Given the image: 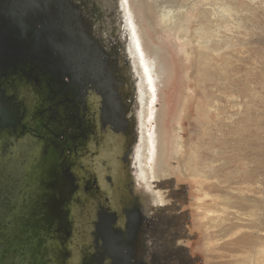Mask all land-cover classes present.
Here are the masks:
<instances>
[{"label":"flooded vegetation","instance_id":"af4514ba","mask_svg":"<svg viewBox=\"0 0 264 264\" xmlns=\"http://www.w3.org/2000/svg\"><path fill=\"white\" fill-rule=\"evenodd\" d=\"M29 3L38 9L36 20L23 19L26 36L0 13V107L8 113L6 120L0 118V141L8 135L15 138L0 168L3 181L11 182L25 166L30 187V202L22 211L25 231L17 233L16 226L8 224L3 238L10 247L15 240L20 246L19 238L25 240L17 249L24 261L34 243L33 228L69 237L65 215L72 214L73 206L65 207L76 195L83 203L79 215L89 220L84 226L78 223L80 236L93 237L99 262L83 261L78 244L70 242L59 264H191V248L183 243L188 241V234H182L187 222L180 221L184 214L179 212L174 240L154 189L156 184L163 188L165 181L152 182L149 147L140 131L149 112L166 110L168 95L152 88L158 82L136 81L124 40L115 32V1L14 0V7L22 12ZM50 33H60L64 48L71 47L79 60L73 52L69 60H60L64 48L47 41ZM50 59L59 60L57 68ZM11 90L24 92L23 101L17 95L21 107L9 95ZM20 108L25 126L16 134L11 130ZM59 150L65 154L64 170H48L57 165L47 159Z\"/></svg>","mask_w":264,"mask_h":264},{"label":"rangeland","instance_id":"374dc122","mask_svg":"<svg viewBox=\"0 0 264 264\" xmlns=\"http://www.w3.org/2000/svg\"><path fill=\"white\" fill-rule=\"evenodd\" d=\"M154 1L139 0V9L159 37V40L153 41L170 49L175 62V85L166 126L164 160L167 173L162 176L165 186L157 185L155 179L152 182L156 184H153L154 189L163 201L170 237L175 236L174 226L180 220L179 212L184 214V220L180 221L187 222L183 228L186 227L187 231L182 234H188V241L183 243L189 245L193 254L190 255L193 262L189 263L228 264L231 256L241 255L244 248L231 251L230 247L223 246L235 234L234 229L225 234L220 233V229H226L233 221L241 222L242 229L247 228L245 221L261 222L259 214L253 211L256 207L254 200L262 198L260 202L264 204V176L256 177L263 183L260 189L254 180L245 184L241 181L246 173L264 174V0H197L193 10L184 18L183 23L187 24L188 31L181 41L177 36L182 30L163 28ZM205 2L227 4L233 8L235 13H229L227 30L221 28L220 32H215L213 28L216 27L211 22L209 26L204 24L206 30L197 32V28L203 24L197 22L199 9ZM239 13H242L241 16ZM217 16H209V19H216ZM219 16L218 25H223L224 20ZM204 36L211 40L207 47L211 51L205 49ZM9 95L21 107L17 95L23 97L24 92L11 90ZM231 97L236 105H233ZM20 100L23 101L22 98ZM22 113L20 108L15 127L11 130L16 134L25 126ZM14 139L8 135L0 141V159H8L10 144ZM179 141H182L183 149L179 147ZM64 155V152L59 155L61 165ZM26 163L29 166L30 163ZM197 168L201 170L195 173ZM25 169V166L20 168L19 174L17 172L12 177L14 182L6 184L5 190L9 193L2 190L5 200L20 202L28 194L29 172ZM0 170V176L4 175ZM175 189L178 190L177 194ZM164 191L169 193H165L167 201L174 206L177 215L174 209L168 210L166 197L162 194ZM239 203L246 207H238ZM240 214L249 215L248 220ZM75 218L78 220L80 217L72 214L71 221H67L69 227H74H70L69 237H64L61 232L53 235L43 232L35 236L34 242L39 241L40 237L43 239L41 253L46 255L40 257L41 264L62 262L70 242L78 244L83 261L99 262V253L93 248V237L82 239L81 225L78 228ZM87 221L83 217L82 225ZM260 233L264 235V230ZM254 260L258 263L262 261L258 256Z\"/></svg>","mask_w":264,"mask_h":264},{"label":"bare ground","instance_id":"6f19581e","mask_svg":"<svg viewBox=\"0 0 264 264\" xmlns=\"http://www.w3.org/2000/svg\"><path fill=\"white\" fill-rule=\"evenodd\" d=\"M7 1L8 2L2 0V4L0 3V13H2L4 16L6 14L7 20H11L9 21L8 25H11L13 23L15 26H21L22 27L21 31L23 33L22 36H26L24 35L27 31V29L25 28L26 22H24L25 20L23 19H25V17H28L33 20H36L37 14L35 12V9H38V7L34 6V4L29 3V6L25 7L21 12L18 10L17 7L16 8L14 7V0H7ZM114 1H115L114 3L115 32L118 33V35H120L121 38L124 40V45L127 51L126 55L130 60L129 63L131 65V69L134 73V76L136 77V81L146 80L145 81L146 84H147V80L151 84H155L156 82H158L159 84L154 85L152 88L157 86V91L159 93L163 92L168 95L166 110L162 112L161 114L159 112L160 111L159 108H156L153 111L149 112L147 116L145 117V119L142 121V127L140 126L141 127L140 131H141V134L143 135V139H145L146 144H148V147H149L148 155L150 156L151 158L150 161H152V165H153L151 168L154 173L153 179L156 180L158 178L159 180L163 181L162 176L165 173H167L166 171L167 165L164 160L166 142H167L166 126H167V120H168L169 113H170L171 99L174 93V85H175L174 58L170 52V49L167 46L165 47V46L159 45L157 44V42L153 41V39L159 40V37L155 35L156 32L152 28L150 22L148 21L144 13L140 11L139 0H114ZM195 2H198V1L197 0H155L154 1V5L156 9H158V16L161 19L163 28L165 27L169 30H173L175 27V28L182 30V32L177 36V38L180 41L184 40V38L186 37L185 35H187V31H188V26H186L187 24L185 25L183 23L184 18L189 12H191V10H193L192 8H194ZM93 4H94V9H96V13L98 14V16H101V13L97 11V7H98L97 1L93 2ZM232 9L233 8L227 4L213 5L211 3L209 4L205 2L202 5V8L199 9L200 13H199V18L197 22L198 24L203 22V24L202 26L197 28V32L203 31L204 29L206 30V28H204L205 27L204 24L207 23L208 25V23H211V22H213L211 25L213 27H216L215 29L213 28L215 32H220L219 29L221 28H226L227 30L228 23H229L227 21V18L230 15L229 13H231L230 11H232ZM232 12L235 13L234 10ZM219 15H221V18H223L224 20L222 21L224 23L223 25H218L220 21L218 20L219 19L218 17H220ZM209 16H212V17L217 16V17L216 19L211 18L210 20ZM105 20L101 21L102 25H105ZM215 21H216V24H214ZM238 22L240 23V21ZM59 36H60V33H56V34L50 33L49 37L47 38V41L48 42L50 41L58 42V47L64 48L66 45L65 40L64 38L59 39L58 38ZM198 36L199 38H201L199 33H198ZM217 36H215L214 39H216ZM223 37L225 38V36ZM203 38H205V42H204V46H206L205 49H209L211 51L212 49L207 48L209 47L208 43L211 42V40L206 39L207 36H204ZM39 41L41 42V37H39ZM62 52L65 55L62 53L64 56L60 60H67V58L69 60V58H71L73 53L75 54V59L79 60L77 54L73 51L71 47H66L62 49ZM50 61L53 64V69L57 68L56 64L59 63V60L50 59ZM75 70L77 69L75 68ZM230 99L233 102V105H236L234 98L231 97ZM182 144H183L182 141L178 142V145L181 149H183ZM200 170L201 168L199 169L197 168L195 173H198ZM259 176L260 177L264 176V174L262 173L261 175L260 174L257 175L254 173H246L245 175L242 176L241 181L242 183L244 182L245 184V183H252V181L254 180V183H257L258 188L260 189L263 183L261 180L256 179V177H259ZM259 192L262 193V191H259ZM261 200L263 199L259 197L254 200L256 202V207H254V210H253L257 214H259V216L261 217L260 219L261 222H254V221L249 220V221H245L246 224L244 225L245 227H247L244 229L255 228V230L246 231L240 228V226L242 225H240L241 222H238V221L230 222L229 226L227 227L228 229L227 228L220 229V233L222 234L229 233L231 230L234 229L233 233L235 234V236H233L234 238L226 240L223 246L225 245V247H228V248L230 247V249H232L231 251L240 250L241 247L244 248L241 251L242 253L241 255H238V256L232 255L231 256L232 259L228 261V264H264V235L260 233L261 230H264V221H263L264 204L260 202ZM80 201H82L80 196L78 197L76 195H73V196H70L69 200H67L66 202V206H73L74 209L72 210V214L77 215V217L78 216L80 217L78 220L75 218L76 224L82 221V217L81 215H79L80 212H82L81 210L82 205ZM248 205L249 206L247 207L249 208L250 204ZM237 206L240 208L246 207V206H242L241 203L237 204ZM72 214L70 215L68 213V215H65V218H66L65 221L70 222ZM240 215H243L242 217L243 219L248 220L249 218L247 217L249 216L247 214L246 215L240 214ZM72 228L74 229V227H71V229ZM9 242L10 241L7 240V245L5 249L9 247L8 246ZM49 251H51V249H49ZM256 256H258L262 260L260 263H258L257 260H254ZM28 264H38V261L36 258H33V259L31 258ZM54 264H57V263H54Z\"/></svg>","mask_w":264,"mask_h":264},{"label":"water","instance_id":"95a60500","mask_svg":"<svg viewBox=\"0 0 264 264\" xmlns=\"http://www.w3.org/2000/svg\"><path fill=\"white\" fill-rule=\"evenodd\" d=\"M10 114V113H9ZM8 117V113L7 110L4 108L0 107V118H4L5 120ZM61 154V151L59 150L58 152L56 151V154L54 155V158L51 157V159H47L48 161H53L56 163V167L52 168H48V170H64V163L61 165V163L59 162V155ZM53 162V163H54ZM2 169L3 173L4 170ZM1 171V170H0ZM4 175L0 176V186H1V192H0V264H28L30 259L32 258H36L38 261V264H41L40 261V257L43 255H46L45 253H41V249H40V245L43 242V239L40 237L39 241L37 240V243L34 242L32 243V245L30 246V256L28 258V260H24L21 261L18 255V252L20 253L19 250L20 246L22 245V242H25V240H23V238H19L20 240V246L17 240L14 241V246L10 247V245H8L9 247L5 249L6 245H7V240H5L3 238V228L6 227L8 224L9 225H13L14 227L16 226L17 229V233H21L23 231H25L26 227L24 225V219L26 217V215L23 216L22 211L24 209V207L30 202L29 198H30V193H28L25 198L23 200H21L20 202H10L5 200L6 198L2 195V192L4 191L5 193H9L6 192L5 190V186L6 184L9 185L10 183L14 182H6L3 181L5 178L3 177ZM3 190V191H2ZM12 199V198H11ZM13 200V199H12ZM39 210H43L41 207L38 208ZM30 212V209L29 211ZM35 215L31 214V218H33ZM49 216V215H47ZM47 216H44L45 220H48ZM37 228H33L31 230V238L34 237L35 240V236H37L38 232L36 233ZM18 239V238H17ZM26 255V254H25Z\"/></svg>","mask_w":264,"mask_h":264}]
</instances>
